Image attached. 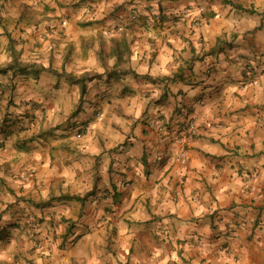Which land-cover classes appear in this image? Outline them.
Wrapping results in <instances>:
<instances>
[{"label":"crops","instance_id":"crops-1","mask_svg":"<svg viewBox=\"0 0 264 264\" xmlns=\"http://www.w3.org/2000/svg\"><path fill=\"white\" fill-rule=\"evenodd\" d=\"M2 1L0 264H264V0Z\"/></svg>","mask_w":264,"mask_h":264},{"label":"trees","instance_id":"trees-1","mask_svg":"<svg viewBox=\"0 0 264 264\" xmlns=\"http://www.w3.org/2000/svg\"><path fill=\"white\" fill-rule=\"evenodd\" d=\"M236 8L241 9V7H236ZM0 22L2 23L1 19H0ZM5 35L7 36V39H8V45L6 46V50L11 58V61L4 66L0 65V76H7L9 74H12L13 76H15L17 74H26V73L39 74L45 70L42 66L22 62L21 52L17 50L16 40H14L7 31H5ZM66 76L73 83L81 84L83 86L81 90V95L82 97H84L86 93L85 83L87 81L92 80L97 75L85 73L81 76H74V75H66ZM82 104H83V100L81 99V102L78 105L77 109L75 110L74 115H76L80 111ZM64 198L68 200H75V201H81V202L84 200L82 197H79V196L70 197L67 195Z\"/></svg>","mask_w":264,"mask_h":264},{"label":"rangeland","instance_id":"rangeland-1","mask_svg":"<svg viewBox=\"0 0 264 264\" xmlns=\"http://www.w3.org/2000/svg\"><path fill=\"white\" fill-rule=\"evenodd\" d=\"M0 1H2V0H0ZM14 0H10V2L9 3H12V4H14L15 2H13ZM2 2H6L5 0H3ZM15 14V10L14 9H12V7H8L7 9H5L3 12H2V16H1V21H3V23L5 24L7 21L9 22L10 20L9 19H7L6 17H5V15L6 16H8L9 14ZM4 26H8L7 24L6 25H4ZM4 26H3V24L0 22V55L1 54H3V52H4V49H5V44H6V38L4 37L5 35L3 34V29H4ZM8 28V30H9V27H7ZM1 59V58H0Z\"/></svg>","mask_w":264,"mask_h":264},{"label":"built area","instance_id":"built-area-1","mask_svg":"<svg viewBox=\"0 0 264 264\" xmlns=\"http://www.w3.org/2000/svg\"><path fill=\"white\" fill-rule=\"evenodd\" d=\"M153 12L157 15V18H158V14H159L158 10H157V9H153ZM133 14H134L135 17H136V16L138 15V11H137V10H134V11H133ZM143 20L146 21V18H143ZM122 30H123V28L120 27V28H119V31H122ZM188 128H189L190 130L194 131V130H195V124L191 122V123L189 124ZM86 131H87V128H86V127H82L81 130H80V132L78 133V137L80 138V137L83 135V133H85ZM197 237H198V242H199V243H202V242H203L202 237H201V236H197Z\"/></svg>","mask_w":264,"mask_h":264}]
</instances>
